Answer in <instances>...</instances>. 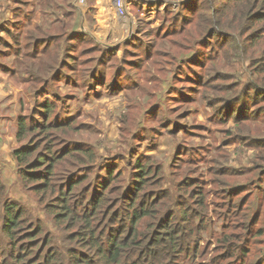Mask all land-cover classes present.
<instances>
[{"label": "trees", "instance_id": "1", "mask_svg": "<svg viewBox=\"0 0 264 264\" xmlns=\"http://www.w3.org/2000/svg\"><path fill=\"white\" fill-rule=\"evenodd\" d=\"M209 2L202 1L199 6L194 0L181 3L184 9L193 11L207 8ZM237 5L239 24L231 27L223 23L224 4L217 5V0L207 8L211 10L208 17L201 13L208 21L204 36L214 44L220 41L219 45L225 39L223 55L234 54L239 65V72H230L234 81L225 84V96H228L220 102L223 109L215 111L233 120L247 114L249 99L262 100L253 111L264 114V76L258 79L264 73V46L258 60L255 57L248 60L247 40L242 36L246 33L249 39H264V0H238ZM180 15L182 20L187 17L185 11ZM80 24L76 0H0L1 82L21 84V94L29 93L35 103L41 94L50 96L40 108L19 116L14 146L11 138L7 143L0 136V165L16 166L23 188L41 195L40 200L35 199L39 206L25 213V205L11 202V190L4 182L7 173L0 170V259L5 264H181L186 257H195L200 235L214 238L215 231L202 225L210 213L206 184L184 172L183 178L169 180L165 190L167 200L159 206L161 197L153 198L149 191L155 184L153 178L164 175L159 162L139 160L130 172L126 166L119 171L109 168V173L103 174L98 163V144L86 141L82 128L75 129L71 116L63 117L58 110L64 92L62 85H57L58 80L71 81L75 88L88 84L87 77L77 79L64 67L79 47L78 35L91 41V48L99 46L102 52L110 53L109 47L97 44ZM166 41L171 45L170 40ZM238 73L248 74L250 78L243 87L237 81ZM224 75L222 72L219 77ZM92 78L95 79L93 75ZM201 81L205 83L206 78ZM10 84L7 89L13 91ZM247 86H251L249 91ZM261 124L264 123H256V127ZM248 130H253V124L248 125ZM181 150L182 146L177 145L172 157L174 163ZM261 160L255 166L260 174L264 171ZM228 167L223 165L221 170L237 169V166ZM222 184L228 197L238 193L240 184L229 180H223ZM188 186L192 187L189 195ZM117 187L116 195L112 194ZM109 201L122 206L112 212ZM42 206L50 218V229L44 219L42 229L36 228L38 223L28 213L42 211ZM24 227L22 234L26 237H18V229ZM86 228H91L86 238L90 242L80 235L86 233ZM150 228L151 238L147 239ZM46 233L56 239V246L49 247L44 240ZM220 234L219 239L230 242L229 236ZM218 235L216 232V238Z\"/></svg>", "mask_w": 264, "mask_h": 264}, {"label": "rangeland", "instance_id": "2", "mask_svg": "<svg viewBox=\"0 0 264 264\" xmlns=\"http://www.w3.org/2000/svg\"><path fill=\"white\" fill-rule=\"evenodd\" d=\"M158 1L155 8L158 23L150 25L142 20L138 29L119 45H103L109 47V54L102 52L99 46L91 48V41L78 35L79 47L64 67L77 79L87 77L88 84L75 88L71 81L58 80L57 85H62L64 91L58 110L63 117L71 116L75 129L82 128L86 141L98 144V163L103 174H108L109 168L119 171L126 166L130 172L139 160L159 162L164 175L151 176L155 184L149 188L153 198L161 197L159 206L167 200L165 190L170 179L183 178L184 172H188L192 178L204 180L210 213L202 225L215 231L214 238L200 235L195 257L188 256L181 264H264V171L260 174L255 167L264 157V133H260L264 132V124L256 127V123H264V114L253 111L263 101L249 99V111L238 120L215 112L223 109L220 102L228 96H225V84L234 81L231 73L239 72V65L234 54L223 55L225 39H221L220 45V41L214 44L203 34L207 32L208 21L201 13L208 17L211 10L207 8L212 7L214 0H210L207 8L193 11L184 9L182 0ZM202 1L206 0H194V3L199 6ZM237 1L217 0V5L224 4L223 23L227 22L230 27L239 24ZM183 11L187 14L185 20L180 15ZM237 32L234 34L238 37ZM242 36L247 40L248 60L251 57L258 60L264 39L252 40L246 33ZM166 40H170L171 45ZM222 72L225 75L219 77ZM263 76L261 73L258 79ZM203 78H206L205 83L201 81ZM236 78L240 87L250 79L244 73L236 74ZM9 84L0 80V136L7 143L11 138L14 146L19 116L40 108L50 96L41 94L35 103L29 93L21 94V84L11 82L13 91L7 89ZM250 89L251 86H247V90ZM249 124H253V130H248ZM177 145H181L182 150L174 163L172 157ZM261 161L264 165V160ZM223 165L237 166V169L221 170ZM0 170L7 173L4 182L11 190V202L25 205V213L39 206L35 199L40 200L41 195L23 188L16 166L0 165ZM223 180L240 184L238 193L228 197ZM118 188L112 190V194L116 195L114 191ZM191 191L192 187L188 186L187 194ZM109 206H113L112 212H117L116 208L122 204L114 205L109 201ZM28 213L38 223L36 228H41L43 219L48 229L51 228L43 206L42 211ZM25 230V227L18 229V237H26L22 234ZM150 230L146 233L147 239L151 238ZM90 232L91 228H86V233L80 235L90 242L86 239ZM216 232H219L217 238ZM220 232L229 236V243L219 239ZM49 234H45L44 240L52 248L56 246V239ZM0 264H5L3 259Z\"/></svg>", "mask_w": 264, "mask_h": 264}, {"label": "crops", "instance_id": "3", "mask_svg": "<svg viewBox=\"0 0 264 264\" xmlns=\"http://www.w3.org/2000/svg\"><path fill=\"white\" fill-rule=\"evenodd\" d=\"M116 0H85L76 4L80 10L81 29L102 45L118 44L125 41L138 29L141 21L154 25L158 0H124L126 15L119 16ZM155 15V16H154ZM155 20V21H153Z\"/></svg>", "mask_w": 264, "mask_h": 264}, {"label": "built area", "instance_id": "4", "mask_svg": "<svg viewBox=\"0 0 264 264\" xmlns=\"http://www.w3.org/2000/svg\"><path fill=\"white\" fill-rule=\"evenodd\" d=\"M80 4H84L85 0H78ZM116 10L119 16H125L127 11L125 7L124 0H116L115 2Z\"/></svg>", "mask_w": 264, "mask_h": 264}]
</instances>
